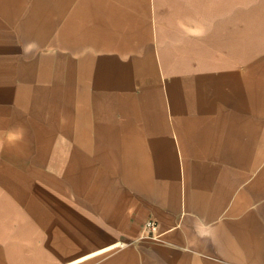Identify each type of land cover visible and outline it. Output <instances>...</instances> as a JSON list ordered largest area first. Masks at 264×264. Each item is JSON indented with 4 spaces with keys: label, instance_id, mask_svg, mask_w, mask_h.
Returning <instances> with one entry per match:
<instances>
[{
    "label": "crops",
    "instance_id": "1",
    "mask_svg": "<svg viewBox=\"0 0 264 264\" xmlns=\"http://www.w3.org/2000/svg\"><path fill=\"white\" fill-rule=\"evenodd\" d=\"M254 2L0 0V264H264Z\"/></svg>",
    "mask_w": 264,
    "mask_h": 264
},
{
    "label": "clouds",
    "instance_id": "2",
    "mask_svg": "<svg viewBox=\"0 0 264 264\" xmlns=\"http://www.w3.org/2000/svg\"><path fill=\"white\" fill-rule=\"evenodd\" d=\"M25 135V130L20 127L14 133H10L7 137V141L9 145L15 146L16 144L23 141ZM5 144L3 141H0V151L3 150Z\"/></svg>",
    "mask_w": 264,
    "mask_h": 264
},
{
    "label": "built area",
    "instance_id": "3",
    "mask_svg": "<svg viewBox=\"0 0 264 264\" xmlns=\"http://www.w3.org/2000/svg\"><path fill=\"white\" fill-rule=\"evenodd\" d=\"M145 228L147 230V235L150 238H153V239H159L160 238L159 223L157 220H155L153 218L149 219L145 224Z\"/></svg>",
    "mask_w": 264,
    "mask_h": 264
},
{
    "label": "rangeland",
    "instance_id": "4",
    "mask_svg": "<svg viewBox=\"0 0 264 264\" xmlns=\"http://www.w3.org/2000/svg\"><path fill=\"white\" fill-rule=\"evenodd\" d=\"M254 3H255L254 0H248V8L249 7H254ZM250 4H251V6H250ZM263 52H264V49H263ZM263 56H264V53H263ZM262 67H263V74H262L261 79H262V81L264 83V65Z\"/></svg>",
    "mask_w": 264,
    "mask_h": 264
}]
</instances>
